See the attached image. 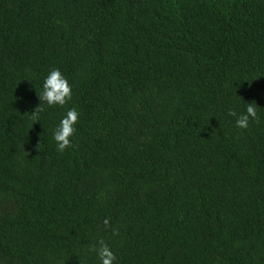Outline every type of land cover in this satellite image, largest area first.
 Wrapping results in <instances>:
<instances>
[{
  "label": "trees",
  "instance_id": "1",
  "mask_svg": "<svg viewBox=\"0 0 264 264\" xmlns=\"http://www.w3.org/2000/svg\"><path fill=\"white\" fill-rule=\"evenodd\" d=\"M57 68L72 100L34 113ZM101 241L264 264V0H0V264H101Z\"/></svg>",
  "mask_w": 264,
  "mask_h": 264
},
{
  "label": "clouds",
  "instance_id": "2",
  "mask_svg": "<svg viewBox=\"0 0 264 264\" xmlns=\"http://www.w3.org/2000/svg\"><path fill=\"white\" fill-rule=\"evenodd\" d=\"M42 89V92L38 93L40 105L34 113L42 112L44 105L63 107L72 100L73 86L58 68L51 70L44 78ZM229 115L237 117L236 127L246 129L249 127L250 121L258 118L257 104L247 103L244 112L237 115L235 111H230ZM80 116L81 113L76 107L69 108L54 128L52 138L58 152L62 153L72 146L73 138L78 131L77 124ZM98 255L101 264H115V254L103 241L100 242Z\"/></svg>",
  "mask_w": 264,
  "mask_h": 264
}]
</instances>
